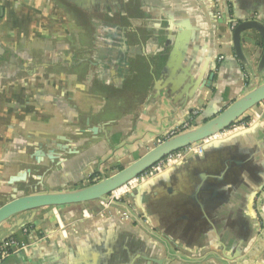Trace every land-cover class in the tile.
<instances>
[{"label": "crops", "instance_id": "0c3cea01", "mask_svg": "<svg viewBox=\"0 0 264 264\" xmlns=\"http://www.w3.org/2000/svg\"><path fill=\"white\" fill-rule=\"evenodd\" d=\"M227 1L221 22L213 0H0V206L107 177L263 83L262 37L247 67L227 22H264V0ZM242 121L129 194L144 221L103 199L27 211L0 239L30 251L0 264H264V101Z\"/></svg>", "mask_w": 264, "mask_h": 264}, {"label": "water", "instance_id": "95a60500", "mask_svg": "<svg viewBox=\"0 0 264 264\" xmlns=\"http://www.w3.org/2000/svg\"><path fill=\"white\" fill-rule=\"evenodd\" d=\"M222 3L224 6V13L223 17L219 19L221 22L226 21L225 9L226 13L230 16L228 1L223 0ZM227 23H229L228 25L232 30V46L235 49V53L240 59L241 63L247 67L250 64V60L242 48V44L247 38L243 34L249 30H255L260 34L263 40V54L259 64V70H262L264 68L263 19H255L254 16H248L246 18L239 19L238 21L230 18ZM248 39L251 40L250 37H248ZM213 78L214 74H212L211 80H213ZM205 86L211 87L212 85L209 83ZM263 101L264 82L225 107H222L214 112H205V115L211 116L209 119L199 121L197 124H194L193 127L167 137L149 149L145 154L131 162L129 165L87 186L77 188L75 190L34 193L27 195L23 194L17 189H14L15 193L13 194V198L0 206V225L15 215L27 211H33L41 207L77 204L104 199L112 191L123 186L128 181L139 177L169 154L181 150L194 143L205 140L219 132L229 129L235 123L242 121L249 110ZM192 110L193 109H190L191 112ZM248 129L249 128L247 126L244 130ZM46 142L51 141L46 140ZM53 144L52 150L55 151V143ZM25 177L26 171L20 175H17L14 177V179H21ZM126 207L129 208L128 206ZM132 215L135 221H144L143 219H140L133 211Z\"/></svg>", "mask_w": 264, "mask_h": 264}, {"label": "built area", "instance_id": "2783aa9c", "mask_svg": "<svg viewBox=\"0 0 264 264\" xmlns=\"http://www.w3.org/2000/svg\"><path fill=\"white\" fill-rule=\"evenodd\" d=\"M213 3H214V9H215V17L217 19L222 18L223 13H224V6L222 3V0H213ZM249 124H250V121H239L235 123L229 129H226L205 140L194 143L181 150H178V151H175L169 154L168 156H166L164 159L156 163L154 166H152L149 170H147L145 173H143L139 177L128 181L123 186L119 187L118 189L108 194L102 200V211L108 212L113 208L118 211V213L121 215L123 219L134 220L133 215H132V211H133L140 219L144 220V216L141 215L139 209L135 205L131 204L129 201V194L137 186H139L145 180L153 177L157 172L163 171L183 161L190 154H193V153L202 154L203 149H204V144L210 139L217 138L218 136H221L229 131L236 130L237 128H240V127H247ZM190 127H191V123L189 122V120L184 121L181 124L173 127V129L169 132V136L180 133L184 130L189 129ZM126 206H128L131 210L127 208ZM19 251L28 253L30 251V245L19 240L17 237L13 235L7 238H4V239H0V262H2L4 259L12 255L13 253H16Z\"/></svg>", "mask_w": 264, "mask_h": 264}, {"label": "rangeland", "instance_id": "374dc122", "mask_svg": "<svg viewBox=\"0 0 264 264\" xmlns=\"http://www.w3.org/2000/svg\"><path fill=\"white\" fill-rule=\"evenodd\" d=\"M44 52V51H43ZM99 179H96V180H94V181H91L89 184H92V183H94V182H96V181H98Z\"/></svg>", "mask_w": 264, "mask_h": 264}, {"label": "flooded vegetation", "instance_id": "af4514ba", "mask_svg": "<svg viewBox=\"0 0 264 264\" xmlns=\"http://www.w3.org/2000/svg\"><path fill=\"white\" fill-rule=\"evenodd\" d=\"M102 18V17H101Z\"/></svg>", "mask_w": 264, "mask_h": 264}]
</instances>
